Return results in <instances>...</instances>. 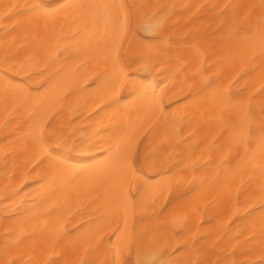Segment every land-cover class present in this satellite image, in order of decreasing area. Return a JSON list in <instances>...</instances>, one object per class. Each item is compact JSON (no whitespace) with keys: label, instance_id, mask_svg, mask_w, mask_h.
Returning <instances> with one entry per match:
<instances>
[{"label":"bare ground","instance_id":"6f19581e","mask_svg":"<svg viewBox=\"0 0 264 264\" xmlns=\"http://www.w3.org/2000/svg\"><path fill=\"white\" fill-rule=\"evenodd\" d=\"M34 2L0 0V261L5 264L9 260H16L17 264H29V261L50 264L65 251L67 241L75 239L76 230L90 218L83 213H91L88 206L96 199L100 179L99 174L85 172L77 176L76 173L91 169L102 159L103 146L97 145L111 123L108 117L123 110L131 100L123 90L113 95L107 81L98 79L106 68L91 53H84L83 46L78 55H73L76 49L72 48L64 52L70 43L71 27L66 26L63 33L59 27L55 31L37 32L20 23L24 18L16 13ZM123 2L148 5L143 10L146 19L168 6L164 8L168 14L164 35L145 31L139 35L145 45L170 49L151 73H141L159 82L156 88L159 107L144 101L129 108L139 129L141 159L149 164L159 162L154 170L146 167L145 171L149 176L160 173L148 190L138 194L135 209L129 212V226L136 216H152L156 200L159 201L156 211L160 212L173 199L178 186L185 191L193 189L186 204L171 205L158 219H145L137 225L138 230L147 233L144 251L151 254L159 249L164 253L160 259H168V254L175 255L177 249H184L195 260L196 248L203 247L209 253L215 248L238 262L258 261L261 255L258 242H246L247 232L239 239H230L239 230L240 222L232 223L236 215L243 217L249 205L258 207V201L246 203V197L250 195V186L254 188L260 181L259 170H232L235 160L248 147L240 142L243 113L233 109L230 122L225 123L222 117L227 118L228 111L212 102L205 103L198 93L209 80L217 78L222 89L234 92L247 88L244 99L251 97L248 107L256 117L251 122L255 128L264 99L258 95L264 79L259 72L253 76L246 73L259 64L256 57L260 53L258 17L261 10L232 6L259 5L261 0ZM5 76L19 85L8 93L7 101ZM49 76L53 77L52 81L41 88ZM73 90L75 94L64 100ZM28 91L33 96L45 94L51 102L45 134L49 135L53 127L62 130L58 143L64 146L59 152L70 165L61 173V192L47 205H41L40 195L50 188V172L45 171L50 166L40 164L45 154L36 155L33 133L39 121L36 114L39 109L35 103H21ZM117 98H121L120 106L102 111ZM142 182L140 175L131 178V191L135 192ZM53 204L56 212L40 215L45 207L51 209ZM161 221L163 227H160ZM116 223L115 219L111 220V227ZM123 226L121 221L120 227ZM110 230L102 233L105 240ZM57 233L68 236L56 243ZM5 244L9 245L7 255ZM233 251L234 257L230 255ZM73 259H96L99 264L104 259V248L91 255L80 248ZM211 259L215 260L216 256L211 255Z\"/></svg>","mask_w":264,"mask_h":264},{"label":"snow or ice","instance_id":"6c2138e0","mask_svg":"<svg viewBox=\"0 0 264 264\" xmlns=\"http://www.w3.org/2000/svg\"><path fill=\"white\" fill-rule=\"evenodd\" d=\"M148 7V5L128 4L123 0H92L89 3H70L67 0H35L34 3L25 5L23 12L16 13L17 16L24 18L20 22L23 26L34 28L37 32L55 31L59 27L63 33L66 26L71 27L70 43L65 47L64 52H69V49L72 48L76 49L73 55H78L81 54V46H83L84 53H91L97 62L104 64L106 71L98 79L103 78L107 81L108 90L113 95H117L119 90H123L131 98L129 103L123 106V110L116 111L108 117L111 123L104 129L103 137L97 145V147L103 146L102 159L91 169H80L76 173L77 176L85 172L92 175L99 174L100 179L97 185L99 190L96 193V199L88 206L91 208V213L88 211L83 213L90 218L76 230L75 239L67 241L65 251L61 256L50 261V264H98L96 259L77 261L73 259V256L79 252L80 248H83L86 255H91L100 247L104 248V259L99 264H264V99L260 104L258 122L253 129L251 122L256 117L248 107L251 97L247 101L244 99V93L248 89L244 88L234 92L222 89L218 86V78L209 80L199 89L198 94L205 103L212 102L228 111V117H222L225 123L230 122L233 109L243 113L240 120L242 132L240 142L247 144L248 147L244 155L239 160H235L232 170L243 169L253 172L259 170L260 173L259 183L254 188L250 186L248 189L250 195L246 197V203L249 200H255L258 201V207L249 205L245 209L243 217L236 215V219L232 223L239 221V230L237 235L230 239H239L247 232L246 242L248 240L258 242L261 254L259 260L238 262L235 259H230L229 255H222L215 248L209 253L203 247L195 249L197 254L195 260L191 253H186L184 249H177L175 255L168 254V259H160L164 253H161L159 249L151 254L144 251V240L147 233L138 230L137 225L145 219H158L159 216L166 213L171 205H179L181 202L186 204L193 189L185 191L178 186L173 199L168 202V205L162 206L160 212L156 211L159 205V201L156 200L152 205V216H136L133 225L129 226V212L135 209L138 194L142 190H148L155 180V176L160 175L159 172H155L154 176H149L145 171L146 167L154 170L158 167L159 162L149 164L146 160L141 159L137 140L139 129L133 122L129 110L130 106L135 107L144 101H150L154 106L159 107L160 98L156 92L159 82L148 76H142L141 73H151L156 64L161 62L160 58L170 50L154 48L153 45H145L142 42L143 37L139 35L140 31L159 32L161 36L166 31L168 14L164 8L168 6H164L160 12L153 13L146 19L147 14L143 10ZM241 7H258L261 10V15L258 17L260 53L256 57L259 64L246 75L253 76L259 72L261 78L264 79V0H261L259 5L232 6L233 9ZM222 15L227 16L228 13H222ZM67 35L65 34L66 37ZM63 70L62 67L59 71ZM52 79L53 77L49 76L40 87L45 88ZM4 83L5 100L7 101L8 93L14 88H18L19 85H15L7 76H5ZM74 94L75 90L70 91L63 99L67 101ZM258 95L264 98V83L261 84ZM29 102L35 103L39 109L36 113L39 121L33 133L36 155L45 154L40 164L50 166L45 169L46 172H50V188L40 195L41 205H47L49 201H54L58 193L61 192L60 176L70 165L64 158V154L59 152V148L64 146L58 143L62 130L58 131L53 127V131L49 135L45 134L44 125L48 121V114L52 108L48 97L45 94L33 96L28 91L21 103ZM120 105L121 98H117L102 111L107 112ZM66 143L67 141L64 142V144ZM252 145H256V147H252ZM229 163L232 162L229 161ZM172 167H176V165ZM171 171L172 168H169L168 172L171 173ZM137 175L142 177L143 182L133 192L129 185L131 178ZM56 211L57 207L53 204L51 209L45 207L40 215L48 216ZM238 211L239 209H237ZM97 212L100 213L99 216H95ZM113 219L117 221L115 227L110 225ZM121 221L123 227H120ZM163 226L164 222L161 221L160 227ZM228 227H231V223ZM108 228L111 230L105 240L102 233ZM67 236V233L63 235L57 233L55 242L60 243ZM8 251L9 245L5 244V255L8 254ZM213 254L216 256L215 260L211 259ZM230 255L234 257L235 252H231ZM0 264H5V262L0 261ZM7 264H17V261L9 260ZM29 264H37V261H29Z\"/></svg>","mask_w":264,"mask_h":264}]
</instances>
